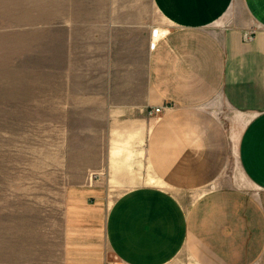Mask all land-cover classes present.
<instances>
[{
  "label": "crops",
  "instance_id": "1",
  "mask_svg": "<svg viewBox=\"0 0 264 264\" xmlns=\"http://www.w3.org/2000/svg\"><path fill=\"white\" fill-rule=\"evenodd\" d=\"M59 4L39 105L78 182L54 264H264V0Z\"/></svg>",
  "mask_w": 264,
  "mask_h": 264
},
{
  "label": "rangeland",
  "instance_id": "2",
  "mask_svg": "<svg viewBox=\"0 0 264 264\" xmlns=\"http://www.w3.org/2000/svg\"><path fill=\"white\" fill-rule=\"evenodd\" d=\"M61 1L0 0V264L55 263L65 190L78 182L66 178L78 150L74 133L39 105L49 51L64 25L52 16Z\"/></svg>",
  "mask_w": 264,
  "mask_h": 264
},
{
  "label": "built area",
  "instance_id": "3",
  "mask_svg": "<svg viewBox=\"0 0 264 264\" xmlns=\"http://www.w3.org/2000/svg\"><path fill=\"white\" fill-rule=\"evenodd\" d=\"M245 40L248 41V42L252 41V34H251V35H246V36H245ZM162 109H163V108H157V109H154V110H152V111L149 113V115H150V116H151V115H157V114H159V113L162 111Z\"/></svg>",
  "mask_w": 264,
  "mask_h": 264
}]
</instances>
